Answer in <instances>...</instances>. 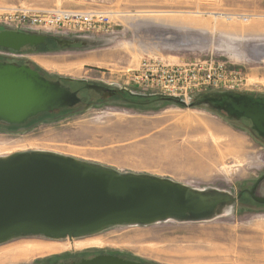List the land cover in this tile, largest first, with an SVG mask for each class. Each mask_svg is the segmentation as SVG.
<instances>
[{"label": "rangeland", "instance_id": "rangeland-1", "mask_svg": "<svg viewBox=\"0 0 264 264\" xmlns=\"http://www.w3.org/2000/svg\"><path fill=\"white\" fill-rule=\"evenodd\" d=\"M16 4L103 12L112 31L84 37L49 33L79 39L69 46L48 39L34 49L0 52V60L28 64L81 88L83 100L24 125L0 123V156L50 151L119 172L219 190L234 201L204 221L116 226L61 239L16 237L0 243V264L96 253L147 264H264V204L240 196L264 174V141L247 120L158 95L142 82L140 70L153 60L183 65L188 80L198 72L193 66L211 64L218 86L187 88L176 96L186 104L197 94L221 90L264 96V0H0L1 7ZM84 83L113 92L98 94ZM257 191L264 197V180Z\"/></svg>", "mask_w": 264, "mask_h": 264}, {"label": "water", "instance_id": "water-1", "mask_svg": "<svg viewBox=\"0 0 264 264\" xmlns=\"http://www.w3.org/2000/svg\"><path fill=\"white\" fill-rule=\"evenodd\" d=\"M65 37L2 28L0 49H34L48 39L62 47L79 39ZM85 88L98 94L112 91L101 84H85ZM169 99L190 107L207 105L229 117L247 120L250 130L264 141V96L221 90L197 94L189 104ZM79 102L76 91L47 79L28 64L0 61V123L24 125ZM74 159L40 150L0 156V243L28 235L61 239L93 235L116 226L204 221L234 201L219 190L197 189L169 178L119 172ZM262 179L264 174L249 192L259 204H264V197L254 193ZM65 264L145 263L103 253Z\"/></svg>", "mask_w": 264, "mask_h": 264}, {"label": "built area", "instance_id": "built-area-1", "mask_svg": "<svg viewBox=\"0 0 264 264\" xmlns=\"http://www.w3.org/2000/svg\"><path fill=\"white\" fill-rule=\"evenodd\" d=\"M111 23L108 14L94 10L34 8L20 4L0 6V26L12 30L59 33L64 36L78 34L84 37L97 32H111ZM0 52L5 53L9 50L0 49ZM195 67L198 72L193 73L191 79L185 80L186 66L164 65L156 60L145 61L140 65L143 74L141 78L144 79L142 82L154 88L158 95L164 94L175 98L177 95L186 94L187 88L218 86L217 79L209 72L211 64L200 63L192 69ZM202 71L207 73L201 75ZM137 76L139 75L134 78H139Z\"/></svg>", "mask_w": 264, "mask_h": 264}, {"label": "flooded vegetation", "instance_id": "flooded-vegetation-1", "mask_svg": "<svg viewBox=\"0 0 264 264\" xmlns=\"http://www.w3.org/2000/svg\"><path fill=\"white\" fill-rule=\"evenodd\" d=\"M0 61H6V60H0ZM7 62V61H6ZM45 76V75H44ZM47 79H49V80H53V81H56V80H58L63 86H65V87H68L71 91H76V93H77V96L80 98V102L79 103H77L76 105H74L73 107H70V109H72V108H75L76 106H78V105H80L81 103H82V97L80 96V89L81 88H72V86L71 85H69V84H66L63 80H60V79H55V78H49V77H47V76H45ZM85 84L86 83H84V85H83V87L85 88ZM85 89H87V88H85ZM110 89V88H109ZM87 90H92V89H87ZM112 90V89H111ZM92 91H94V90H92ZM113 92V90L112 91H105L103 94H106V93H112ZM66 109H68V108H66ZM39 117V116H38ZM37 118V117H36ZM35 119V118H34ZM34 119H31L30 121H32V120H34ZM30 121H28V123L30 122ZM1 124H4V123H1ZM6 125V124H5ZM264 179H262V180H260V181H258L257 182V187L255 188V195H258L257 194V190H258V186L260 185V183L263 181ZM256 183V182H255ZM254 183V184H255ZM254 184H253V186H254ZM252 186V187H253ZM252 187H251V189H252ZM250 189V190H251ZM250 190H247V191H244V192H242V193H240V196H242L243 194H249V192H250ZM250 196V195H249ZM251 197V196H250ZM257 203V202H256ZM257 204H259V203H257ZM98 254H103V253H96V254H94V255H85V256H80L79 258H73V259H70V260H66V259H62V260H56L55 262H52L53 260H46V261H44V262H42V263H40V264H60V263H62V264H65V263H68V262H71V261H73V260H77V259H80V258H89V257H93V256H95V255H98ZM110 254H112V253H110ZM113 255H117V254H113ZM119 256V255H118ZM122 257V256H121Z\"/></svg>", "mask_w": 264, "mask_h": 264}, {"label": "bare ground", "instance_id": "bare-ground-1", "mask_svg": "<svg viewBox=\"0 0 264 264\" xmlns=\"http://www.w3.org/2000/svg\"><path fill=\"white\" fill-rule=\"evenodd\" d=\"M261 58L262 59H264V55L263 56H261ZM87 241V240H86ZM97 241V240H96ZM85 242V241H84ZM88 242V241H87ZM86 243V242H85ZM94 244H95V242H93ZM90 244H91V242H90ZM83 245H85V244H83Z\"/></svg>", "mask_w": 264, "mask_h": 264}, {"label": "trees", "instance_id": "trees-1", "mask_svg": "<svg viewBox=\"0 0 264 264\" xmlns=\"http://www.w3.org/2000/svg\"><path fill=\"white\" fill-rule=\"evenodd\" d=\"M180 105H184L183 103H179ZM144 263V262H143ZM145 264H147V263H145Z\"/></svg>", "mask_w": 264, "mask_h": 264}]
</instances>
